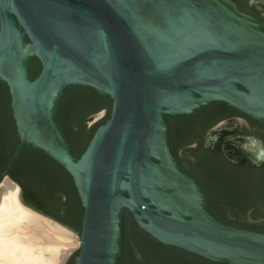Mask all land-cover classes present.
Masks as SVG:
<instances>
[{
	"label": "water",
	"instance_id": "1",
	"mask_svg": "<svg viewBox=\"0 0 264 264\" xmlns=\"http://www.w3.org/2000/svg\"><path fill=\"white\" fill-rule=\"evenodd\" d=\"M33 57L42 64L35 78ZM0 80L20 137L9 166L26 146L38 148L71 173L81 196V231L72 227L80 245L65 264H118L127 211L167 245L264 264V232L209 210L169 132L168 116L215 102L264 122V25L235 0H0ZM73 85L113 99L80 157L58 119ZM20 188L27 206L52 217Z\"/></svg>",
	"mask_w": 264,
	"mask_h": 264
},
{
	"label": "trees",
	"instance_id": "2",
	"mask_svg": "<svg viewBox=\"0 0 264 264\" xmlns=\"http://www.w3.org/2000/svg\"><path fill=\"white\" fill-rule=\"evenodd\" d=\"M242 6L247 8L243 2ZM41 68L40 60L31 58V78H35ZM112 103L111 96L89 86L66 88L59 102L58 119L76 157L84 152L96 128L110 116ZM103 108L107 109L104 118L88 126L86 117ZM231 112L243 114L226 102H215L192 114L168 116L171 146L181 167L201 184L208 196V208L215 216L229 224L264 232V165L211 164L225 160L206 148L201 151H206L211 157L199 161L205 164H186L179 154L183 144L188 139L192 140L190 132L187 137V122L191 123L203 115L219 119ZM175 120L180 123L179 127L174 126ZM20 159L26 161V164H19L25 173L21 178L23 186L39 197L47 213L80 232L84 207L71 173L44 151L32 146L24 148L18 161ZM124 227V252L118 264H229L214 262L159 241L143 230L128 211Z\"/></svg>",
	"mask_w": 264,
	"mask_h": 264
},
{
	"label": "flooded vegetation",
	"instance_id": "3",
	"mask_svg": "<svg viewBox=\"0 0 264 264\" xmlns=\"http://www.w3.org/2000/svg\"><path fill=\"white\" fill-rule=\"evenodd\" d=\"M235 2L243 12L254 16L264 25V0H242L247 8L242 6L240 0H235ZM4 92L6 97H4ZM97 112L89 114L86 117V122L88 123L89 119L95 117ZM257 120L238 112H231L221 116V118L219 117V119L208 118L206 115L200 116L191 123L187 122V137L189 138L190 132L192 140L188 139L183 144L179 154L185 159L186 164H205L199 163V161L211 157L206 151H201L206 148L207 151L220 155L225 160V162L216 161L211 164H240L259 167L253 165L252 160L259 158L257 152L261 146L264 147V122L261 120H258L261 123L255 122ZM174 126L179 127L180 123L175 120ZM18 136L11 106L10 90L7 83L0 80V184L6 177L11 178L22 186V194L25 198L44 209L39 197L21 183V178L24 177L25 173L19 164H26V161H22V159L18 161V159L24 148L18 158L9 166L11 157L20 142Z\"/></svg>",
	"mask_w": 264,
	"mask_h": 264
},
{
	"label": "bare ground",
	"instance_id": "4",
	"mask_svg": "<svg viewBox=\"0 0 264 264\" xmlns=\"http://www.w3.org/2000/svg\"><path fill=\"white\" fill-rule=\"evenodd\" d=\"M257 153L264 157V148ZM0 194V264H62L71 247L52 244L48 235L54 230L62 240L73 239L70 229L25 205L11 178L2 181Z\"/></svg>",
	"mask_w": 264,
	"mask_h": 264
},
{
	"label": "rangeland",
	"instance_id": "5",
	"mask_svg": "<svg viewBox=\"0 0 264 264\" xmlns=\"http://www.w3.org/2000/svg\"><path fill=\"white\" fill-rule=\"evenodd\" d=\"M106 113V109L103 108L102 110H100L99 112H97V114H95V117H93L91 120L88 121V126H90L91 124H93L94 122H96L97 120H99L101 117H103ZM2 198L0 199V203H1ZM25 204V203H24ZM26 205V204H25ZM51 219L55 220V218L50 217ZM58 223L62 224L63 226H65L66 228L70 229V231L73 234V239H69V240H62L57 236V233L54 230H50L49 231V235H48V241H50L52 244H59V243H65L67 245V247H71L69 249V252L67 254V257L65 258L64 262L62 264H65V262L69 259V257L72 255V253L74 252V250L80 245V235L78 233V230L64 224L63 222L59 221V220H55Z\"/></svg>",
	"mask_w": 264,
	"mask_h": 264
}]
</instances>
